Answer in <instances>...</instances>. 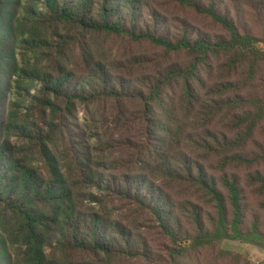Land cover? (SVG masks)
<instances>
[{"label": "trees", "instance_id": "1", "mask_svg": "<svg viewBox=\"0 0 264 264\" xmlns=\"http://www.w3.org/2000/svg\"><path fill=\"white\" fill-rule=\"evenodd\" d=\"M161 1L220 33L169 37L152 0H0V264H180L225 241L264 250L236 180L222 178L225 197L204 167L264 160V148L243 152L264 134V4L253 32L218 0ZM114 40L186 62L148 70ZM217 118L230 137L211 130ZM252 181L264 192V174Z\"/></svg>", "mask_w": 264, "mask_h": 264}, {"label": "rangeland", "instance_id": "2", "mask_svg": "<svg viewBox=\"0 0 264 264\" xmlns=\"http://www.w3.org/2000/svg\"><path fill=\"white\" fill-rule=\"evenodd\" d=\"M201 1L206 3V0ZM152 2H154V8L160 12L162 28L168 30L169 37L177 36L182 26H186L187 30L192 35L208 34L213 36L220 33L217 26L202 17L192 13H184L169 4L161 5L166 4L161 0H152ZM218 2L221 4L220 6L222 9L220 10L223 11V9H227L229 12H235L238 16L240 25H247L253 32H257V14L259 12L258 10H262L259 9V7H261L259 3L264 4V0H218ZM107 47L116 48L115 55L117 57H122V60H126L133 56H145V59L152 60L147 67L148 70L159 69L165 67L166 64H184L186 62V58L183 54L173 55L171 58L166 59L163 57L160 50H156L146 44L142 47H134L126 42L114 40L111 41ZM125 63L128 65V62ZM142 73H145V70H137L134 71L133 76L138 77ZM194 114L199 117L198 111H195L192 113L191 120ZM210 128L215 132H225L228 134L227 125L222 123L220 118H217ZM259 148H264V134L260 130H256L252 138L247 141L243 152L248 159L255 155L258 156V154H260ZM204 167L207 175L213 179L225 197L226 193L221 188L222 178L225 176L228 179H235L242 192L244 223L248 224L253 219H257L258 223L264 226V192H258V185L252 181L253 174H264V160H258V162H254L253 164L230 163L222 168L220 159L212 157L209 161L204 162ZM193 202L202 206L203 210H209L211 212V210L202 203V200ZM140 220H142L141 223L144 224L143 219L141 218ZM141 231H144V229L141 228ZM220 250L243 255L247 258L249 264H264L263 249L235 241H225L221 243L220 247H217V249H205L191 252L182 259L180 264H228V260L222 259Z\"/></svg>", "mask_w": 264, "mask_h": 264}]
</instances>
